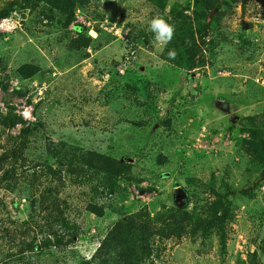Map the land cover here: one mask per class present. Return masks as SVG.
I'll return each mask as SVG.
<instances>
[{
	"label": "trees",
	"instance_id": "trees-1",
	"mask_svg": "<svg viewBox=\"0 0 264 264\" xmlns=\"http://www.w3.org/2000/svg\"><path fill=\"white\" fill-rule=\"evenodd\" d=\"M107 1V4L116 1L122 6L120 17L102 8L100 0H12L0 9V19L18 11L25 32L32 33L31 28L37 27L36 37L54 35L45 39L50 43L55 41L63 53L59 59H54V67L61 72L67 68L69 74H75L91 54L114 45L118 37L109 29L113 25L122 27L124 39L121 43L129 50L126 53L129 62L125 63L126 56L122 55L119 62H110V67L107 65L108 69L99 74V79L106 75L107 83H114L104 93L106 97L113 90L117 91V86L123 87L120 80L127 75L130 58L137 54L136 48L151 49L168 66L190 72L207 63L200 44L203 45L202 39L209 35L206 44L209 59L218 48L228 47L230 57H225L224 61L230 67L231 63H239L236 74L249 76L246 93H251L255 101H264V84L257 79V67L255 72L245 68L258 58L256 44L242 33L233 37L229 32L228 20L237 1ZM83 15L89 22L76 23L77 16ZM155 16L174 26L175 34L167 46H161L149 30V21ZM92 30L96 37L90 35ZM170 50L176 52L174 60L168 58ZM219 63L221 66L208 63L214 74L226 69L225 63ZM2 65L0 58L4 71ZM119 68H124V74L119 73ZM51 73V70L45 71L41 59L19 65L12 77L25 85L15 88L16 95L25 97L27 85L35 81L39 87L49 82ZM262 78L264 82V76ZM8 80L6 75L0 77L2 90L7 89ZM76 82L80 84L77 78L71 81ZM71 87L70 92L60 98L55 96L54 90H46L35 102L33 96H29L26 104L33 107L35 121L32 123L15 116V107L10 103H5V113L0 108V264H68L62 255L65 250L69 252L74 248L71 257H79L78 264H154L155 259L164 255L171 260L170 253H163L167 244L178 246L184 240L195 246L198 257L215 248L222 260L228 251L227 239L232 226L237 223V213L241 208L252 206V202L264 194L261 190L264 187V110L242 118L239 127L234 126L235 119H230L228 131L235 132L231 136L234 151L221 169L212 170L204 177L196 169L199 158H204L203 151L191 159L186 158L192 163L184 162L177 175V179L184 181V185L177 186L184 194L186 205L175 201L172 192L136 211L125 206L126 212L120 213L109 226L102 229L93 226L95 235L89 238L95 245L80 249L77 243L86 239L92 229L85 213L98 221L105 218L113 201L131 184L138 187L143 178L134 173L133 158L127 153L121 152L125 157L120 158L63 139L52 141L48 136L49 111L72 103L70 97L79 96L83 104L88 101L83 96L84 90L76 92V86ZM133 87L127 84L125 89L131 94L135 91ZM153 89L148 91L146 100L136 103L139 107L143 105V111L152 120L159 112L157 91ZM53 92V105H50L48 100ZM185 112H172L163 119L158 118V124L167 132H178L181 124L187 121ZM176 114L178 116L174 117ZM18 124L22 125L18 135H10ZM37 140H43L44 145L37 146ZM137 152L143 154L142 150ZM151 156L157 166L170 164L160 150ZM258 208H254L255 212ZM254 232L244 244V258L238 259V264H264V237H259V231Z\"/></svg>",
	"mask_w": 264,
	"mask_h": 264
},
{
	"label": "rangeland",
	"instance_id": "rangeland-1",
	"mask_svg": "<svg viewBox=\"0 0 264 264\" xmlns=\"http://www.w3.org/2000/svg\"><path fill=\"white\" fill-rule=\"evenodd\" d=\"M11 1L0 0V9ZM235 1H237V5L228 20L229 32L233 37L242 33L245 38L256 44L257 52L255 54L258 58L255 63H250L245 68L255 72L254 68L257 67L255 72L256 76L258 75L257 79L263 80L264 0ZM106 2L108 1L100 0L101 7L106 8L108 13L115 12L116 16L120 17L122 6L116 1H111L110 4ZM16 12L19 14L18 11ZM17 13L13 12L7 18L11 20L14 29L11 32L0 33V58L2 66L5 67L3 71L0 66V77L5 75L9 77V80L6 81L7 89L0 88L2 113L6 111L5 103H10L15 107V116L20 117L24 122L25 117H29L30 121L27 123H32L35 121L33 107L26 104L29 96L32 95L35 102L44 95L46 90H54L55 96L60 98L70 92L68 90H71L72 85L76 86L75 91L82 92L84 90L83 96L88 98V101L83 104L78 94H75L78 98L70 97L72 103L49 111L47 114L48 136L52 141L63 139L77 143L84 148L99 149L103 153L120 156V158L125 157L120 154L121 152L127 153L128 157L133 158L131 163L135 166L134 173L139 178H143V182L138 187L131 184L125 193L113 201L111 211L105 218L98 221L91 214L85 213L86 221L92 229L86 239L77 243V247L80 249L95 245L89 238L91 235H95L93 226L102 229L116 221L124 210L126 212V207L136 211L158 198H165L169 193L181 189L177 185L180 183L184 185V181L180 178L177 179V175L181 171L179 169L183 163L187 161L186 158L191 159L192 156L203 151L204 158H199L196 169L204 177H207L212 170L221 169L234 151L231 136L235 132L228 131L230 119H235L234 126L239 127L241 125L239 121L242 118L261 113L264 110L263 99L255 101L250 96L251 93H246L249 76L236 74V70L240 68L236 69L239 63H231L232 67H230L224 61L225 57H230L228 47L218 48L215 50V55L209 59L210 55L206 45L210 40L209 35L202 39L203 45L200 44L202 55L207 63L190 72L176 70L173 66H168L163 60L156 57L151 49L136 48L137 54L130 58L128 73L120 80L123 87L117 86L118 90H113L106 97L104 93H107L114 83H107L106 75L102 79H99L98 76L105 71L104 69H108L110 62H119L122 59L121 56L125 57L129 52L123 48L121 43L124 39L122 27L116 28L113 25L109 29L113 35L118 37L114 45L98 53L89 50L88 52L93 53L90 58L80 64L81 66L77 68L75 74H69L70 71L67 68L65 72H61L54 67V59H59L63 54L55 41L51 43L50 40L45 41L47 37H54V35L36 37L37 27L31 28L32 33L25 32L20 15L18 17ZM83 19L89 22L84 15ZM90 35L97 36L93 30L90 31ZM34 59H41L45 71H52L50 81L43 82L41 87H39L38 81L28 84V94L20 98L16 95L15 88H21L25 84H21L12 77V72L19 65ZM219 61L225 63L226 69L214 74L208 63L213 62L221 66ZM231 61L233 62L234 58L231 57ZM75 78L80 80V84L78 82L71 83ZM127 84L134 86L135 91L131 94L130 90L125 89ZM64 85L67 86L63 87ZM81 86L82 88H80ZM152 87L155 88L154 91H157L156 105L159 111L158 116L153 120L145 114L143 105H140L141 107L136 105V103L146 100L148 91L152 90ZM61 89L62 94H60ZM102 90H104L103 93H101ZM53 95L54 92L49 96L48 104L50 105H53ZM107 101L109 102L107 103ZM183 111H186L184 116L187 121L181 124L178 132H167L158 124V118L163 119L172 112L183 114ZM176 116L178 115H174V117ZM139 123L142 125L139 126ZM21 127L22 125L18 124L10 131V135H18ZM187 133H189L188 136ZM243 137L247 138L248 135H243ZM35 144L42 147L44 142L37 140ZM138 150H142L143 154L137 152ZM158 150L167 156L170 161L169 165L160 167L151 161L153 156L151 153L154 154ZM187 163L192 162L187 161ZM261 190L264 193V187ZM263 197L264 194H260L258 200L252 202V206L241 208L237 213V223L232 226L227 239L228 251L222 260L217 255L215 248H212L209 254L198 257L195 253V246L184 240L178 246L167 244L163 253H170L171 260L164 255L155 259L154 264H238V259L244 258L242 255L245 252V247L242 244L254 236V231H259L260 238L264 237ZM256 206L259 208L255 212ZM19 208L22 209V206L19 205ZM74 250L75 248L69 252L65 250L62 255L68 264H78L79 257H71Z\"/></svg>",
	"mask_w": 264,
	"mask_h": 264
},
{
	"label": "clouds",
	"instance_id": "clouds-1",
	"mask_svg": "<svg viewBox=\"0 0 264 264\" xmlns=\"http://www.w3.org/2000/svg\"><path fill=\"white\" fill-rule=\"evenodd\" d=\"M148 27L149 30L153 33L155 40L161 46H167L171 42L175 34L174 26L169 24L165 19L161 18L160 16L153 17L149 21ZM168 58L169 60H174L176 58L175 50H170L168 52ZM29 121L30 118L25 117V122H29Z\"/></svg>",
	"mask_w": 264,
	"mask_h": 264
},
{
	"label": "built area",
	"instance_id": "built-area-1",
	"mask_svg": "<svg viewBox=\"0 0 264 264\" xmlns=\"http://www.w3.org/2000/svg\"><path fill=\"white\" fill-rule=\"evenodd\" d=\"M76 23L85 25L86 21H85V19H83L82 16H77ZM13 29H14V25L12 24L10 19H7V18L6 19H0V33L4 32V31H10L11 32ZM128 62H129V57L126 56L125 57V63H128ZM118 71L120 74H124V72H125L124 68H119ZM260 82H261V84H264L263 81H260Z\"/></svg>",
	"mask_w": 264,
	"mask_h": 264
},
{
	"label": "flooded vegetation",
	"instance_id": "flooded-vegetation-1",
	"mask_svg": "<svg viewBox=\"0 0 264 264\" xmlns=\"http://www.w3.org/2000/svg\"><path fill=\"white\" fill-rule=\"evenodd\" d=\"M173 197L175 201H182L181 206H184L186 201L183 192L179 189L178 191H173Z\"/></svg>",
	"mask_w": 264,
	"mask_h": 264
},
{
	"label": "water",
	"instance_id": "water-1",
	"mask_svg": "<svg viewBox=\"0 0 264 264\" xmlns=\"http://www.w3.org/2000/svg\"><path fill=\"white\" fill-rule=\"evenodd\" d=\"M107 77V76H106ZM167 176H168V174H167ZM181 190V189H180ZM182 191V190H181Z\"/></svg>",
	"mask_w": 264,
	"mask_h": 264
}]
</instances>
